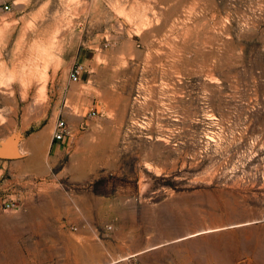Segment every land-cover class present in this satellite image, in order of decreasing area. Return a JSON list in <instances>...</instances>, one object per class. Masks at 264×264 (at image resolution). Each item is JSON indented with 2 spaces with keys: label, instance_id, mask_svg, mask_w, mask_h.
<instances>
[{
  "label": "rangeland",
  "instance_id": "obj_1",
  "mask_svg": "<svg viewBox=\"0 0 264 264\" xmlns=\"http://www.w3.org/2000/svg\"><path fill=\"white\" fill-rule=\"evenodd\" d=\"M146 1L0 0V264H264V0ZM91 88L80 148L27 147Z\"/></svg>",
  "mask_w": 264,
  "mask_h": 264
},
{
  "label": "crops",
  "instance_id": "obj_2",
  "mask_svg": "<svg viewBox=\"0 0 264 264\" xmlns=\"http://www.w3.org/2000/svg\"><path fill=\"white\" fill-rule=\"evenodd\" d=\"M71 2V5L77 6V7H84L87 5H94V6H101V5H108L112 7H129L134 5H150L149 1L146 0H66V3ZM15 3V2H14ZM49 3V2H48ZM164 3V2H162ZM160 1L158 2V5L162 4ZM24 4V2L20 3ZM19 4V5H20ZM154 4H156L154 2ZM4 7V6H3ZM85 16L84 11H79L76 16V18H80V16ZM82 18L86 17H81ZM93 20H98L97 18H94ZM88 59L86 56H79L78 63H81L85 68L86 71L82 72L78 80L76 82H73L69 79V73L64 72V82L57 86V88L60 90V95L58 96L60 101H71L74 102L71 95L68 92V88L71 87L72 84H80L85 83V80L82 78L85 76L84 74L87 72H91V70L88 69ZM87 81V80H86ZM89 82V80L87 81ZM69 86V87H68ZM92 91H89V100L84 105L80 102L72 103L71 106L68 107L67 111L65 110V107L63 110H60L61 113V119L67 124L68 128L70 129V136L65 138L62 142L59 143H53L52 137L55 130V123L49 124L48 127H44L42 130H40L37 134L33 135L31 139H29V143H27V147L30 148L32 144H34L37 140H43L44 143H46L48 150L54 155V161L52 162L53 165L57 164L59 161H61L67 153L70 151L77 150L80 148L81 134L85 133L87 130L92 129V126L84 128L83 124H87L90 121L92 122V118L90 117V112L92 111V102H96L94 99L93 94L95 93L94 88H91ZM62 91V93H61ZM38 148V147H37ZM35 147V152L38 151ZM15 160H1L3 162V169L4 168H10L12 166L13 162ZM51 165V164H49ZM81 163L76 161L74 159V155L71 156V160L63 165V174L68 176V180L73 185H80L82 183H85L87 181V178L85 177V170L81 168ZM17 168V167H15ZM92 194V193H91ZM92 198H97L96 195L92 194ZM93 201V200H92ZM93 203H97V200L93 201Z\"/></svg>",
  "mask_w": 264,
  "mask_h": 264
},
{
  "label": "built area",
  "instance_id": "obj_3",
  "mask_svg": "<svg viewBox=\"0 0 264 264\" xmlns=\"http://www.w3.org/2000/svg\"><path fill=\"white\" fill-rule=\"evenodd\" d=\"M5 10H8V7H4ZM84 71V68L80 64H76L69 73V79L73 82L78 80L79 75ZM93 115V113H91ZM70 135V130L68 126L63 121H58L55 126L53 133V142L59 143L62 142L66 137ZM14 208L13 204L10 202L3 203V210L10 211Z\"/></svg>",
  "mask_w": 264,
  "mask_h": 264
},
{
  "label": "water",
  "instance_id": "obj_4",
  "mask_svg": "<svg viewBox=\"0 0 264 264\" xmlns=\"http://www.w3.org/2000/svg\"><path fill=\"white\" fill-rule=\"evenodd\" d=\"M18 142L19 138L12 136L7 138L0 146V160L18 159Z\"/></svg>",
  "mask_w": 264,
  "mask_h": 264
}]
</instances>
